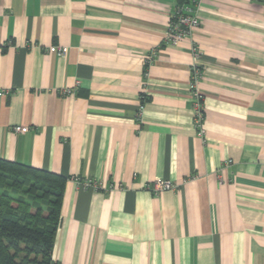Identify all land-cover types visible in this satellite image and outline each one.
I'll return each instance as SVG.
<instances>
[{"label":"crops","instance_id":"1","mask_svg":"<svg viewBox=\"0 0 264 264\" xmlns=\"http://www.w3.org/2000/svg\"><path fill=\"white\" fill-rule=\"evenodd\" d=\"M177 4L0 0V158L66 178L54 264H264V0H202L165 46Z\"/></svg>","mask_w":264,"mask_h":264},{"label":"trees","instance_id":"2","mask_svg":"<svg viewBox=\"0 0 264 264\" xmlns=\"http://www.w3.org/2000/svg\"><path fill=\"white\" fill-rule=\"evenodd\" d=\"M65 184L61 175L0 158V264H54Z\"/></svg>","mask_w":264,"mask_h":264},{"label":"built area","instance_id":"3","mask_svg":"<svg viewBox=\"0 0 264 264\" xmlns=\"http://www.w3.org/2000/svg\"><path fill=\"white\" fill-rule=\"evenodd\" d=\"M202 0H182L181 4H177L173 13L170 16L169 26L166 36L163 41V45L175 47L181 41L189 39L192 35L200 29L202 21L200 19V7ZM66 50H59V55L64 56ZM193 63L190 67V83L189 88L194 99L193 112H194V128L199 136L204 137L205 130L203 124L205 121V109H204V94L199 88V84L204 78V69L200 64L201 52L194 46L193 48ZM156 53H152L146 59V65H150ZM70 93V91H66ZM4 91L0 90V96H3ZM143 107L140 106L138 115L141 116ZM16 133H25L29 131L28 127H15ZM83 188H89L93 190H102V185L93 180L80 181L75 179ZM146 189L153 195H159L165 191L175 190L176 185L171 181L156 179L152 183L146 185Z\"/></svg>","mask_w":264,"mask_h":264}]
</instances>
